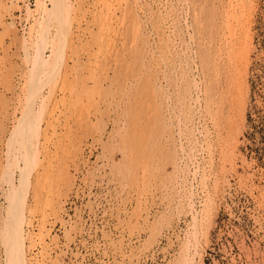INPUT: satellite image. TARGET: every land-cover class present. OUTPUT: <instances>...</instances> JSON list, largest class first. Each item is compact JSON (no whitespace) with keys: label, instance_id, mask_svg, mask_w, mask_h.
I'll return each instance as SVG.
<instances>
[{"label":"rangeland","instance_id":"obj_1","mask_svg":"<svg viewBox=\"0 0 264 264\" xmlns=\"http://www.w3.org/2000/svg\"><path fill=\"white\" fill-rule=\"evenodd\" d=\"M70 1L74 6L71 16L68 14L63 23L58 18L49 21L52 29L47 28L49 40L43 52L45 57H57L58 45L54 44L58 38L54 35L64 34L59 48L63 65L57 66L61 69L54 71L57 75L53 72L49 76L53 84L49 79L44 80L48 85L41 82L43 92L33 98L29 90L35 81L29 67L37 36L45 29L41 9L50 8V0H0V176L5 175L0 177V222L8 216L7 172L12 168L18 178L15 165L22 164L20 141L18 147L17 135L11 136V130L24 118L20 116H27L24 122L27 120L28 129L32 118L38 128H44L42 118H47L52 124L45 122L40 132L47 135L50 131L48 138L39 133L44 140L39 136L30 140L33 143L40 138L45 143L34 150L37 158L30 169L24 226L26 237L33 239H26L28 256L42 258L34 244L44 224L50 237L45 239L48 264H264V0ZM211 85L217 87L218 95L213 88L212 92L207 89ZM44 97L49 100L43 112L40 106L45 104L40 98ZM199 97L201 101L196 99ZM189 106L191 115L186 114ZM23 108L33 110L25 115ZM55 115L58 119L52 117ZM50 116L56 122L50 121ZM53 124L55 128H51ZM49 134L58 140L53 141ZM10 139L17 140L16 149ZM10 148L18 150L13 151L17 154L9 152ZM45 149L47 154L43 155ZM37 159L41 162L36 163ZM6 162L13 166L4 168ZM194 211L199 219L197 229L201 228L196 237L192 234ZM0 242V264H4ZM181 256H186L187 262Z\"/></svg>","mask_w":264,"mask_h":264},{"label":"bare ground","instance_id":"obj_2","mask_svg":"<svg viewBox=\"0 0 264 264\" xmlns=\"http://www.w3.org/2000/svg\"><path fill=\"white\" fill-rule=\"evenodd\" d=\"M4 1V0H3ZM109 1V0H108ZM140 1V0H139ZM239 1V0H238ZM17 2V1H16ZM42 2H43V0H42ZM47 2V1H46ZM46 2H44V3H46ZM121 2V1H120ZM131 2V1H130ZM138 2V1H137ZM149 2V1H148ZM165 2V1H164ZM50 4H51V7L49 8L48 7V9H46L45 10V8H44V6H43V4L41 5V6H43V8L41 9L42 11H41V15H40V19H44V22H41L40 21V19L38 18V20L42 23V26L44 27V25L43 24H45V29L43 30V31H41L40 32V34H38V36H37V38L39 39L38 40V43H37V47H36V51L33 53L34 55H32V58H31V67H29V69H31V71H32V73H33V81H35L34 83L33 82H29V83H33V86H31V88H32V91H31V89L29 90V92H31V94L30 93H28V94H30V95H33V98H35L34 96H36L37 94H39L40 93V91H42V90H40V89H42L41 87H42V84H41V82L42 83H44L45 85L47 84H49V82L48 81H46V83H45V81L44 80H48L49 79V81H50V79L51 78H49V76L55 71V70H57L58 68V72H59V70H61L60 69V67H57L58 65H59V63H61L62 64V62H60V60H61V56H59V55H62L61 54V52H63L62 51V49L61 50H59V48L60 47H62L63 46V42H64V38H65V35L64 34H62V35H57L56 33H54V34H56V35H54V36H57V38H58V40H56V42L57 43H55L54 41V45H58L57 46V48H56V50H55V52H57V57L55 56V59H54V56H52V54L50 55L51 56V58H52V62L49 60L50 58H47V55H48V57H50L49 56V54H47L46 55V57L44 56V48L46 47V43H47V40H49L48 39V32L49 31H47V28H50V29H52L50 26L48 27V25H49V21H51L52 19H54V18H58L59 20H62V23L65 21L64 19H66V17H67V15L69 14H71L70 12V9H72L73 10V4H72V1H70V0H50V2H49ZM135 3V2H134ZM18 4V3H17ZM37 4V3H36ZM139 4V3H138ZM150 4V3H149ZM153 4V3H152ZM171 4V3H170ZM240 4V3H239ZM248 4V3H247ZM75 5V4H74ZM111 5V4H110ZM173 5V4H172ZM175 5V4H174ZM45 6H46V4H45ZM72 6V7H71ZM101 6H102V4H101ZM134 6V5H133ZM222 6V5H221ZM71 7V8H70ZM155 7V6H154ZM4 8H5V6H4ZM14 8V7H13ZM39 8V7H38ZM115 8V7H114ZM143 8V7H142ZM152 8V7H151ZM157 8V7H156ZM106 9H107V7H106ZM181 9V8H180ZM230 9V8H229ZM232 9V8H231ZM29 10H30V7H29ZM36 10V9H35ZM157 10V9H156ZM155 10V11H156ZM165 10V9H164ZM173 10V9H172ZM70 11V12H69ZM148 11V10H147ZM182 11V10H181ZM228 11V10H227ZM166 12V11H165ZM168 12V11H167ZM166 12V13H167ZM3 13V12H2ZM26 13V12H25ZM80 13V12H79ZM141 13V12H140ZM181 13V12H180ZM8 14V13H7ZM103 14V13H102ZM101 14V15H102ZM159 14V13H158ZM164 14V13H163ZM169 14V13H168ZM13 15V14H12ZM68 15V16H69ZM113 15V14H112ZM186 15V14H185ZM71 16V15H70ZM3 17V16H2ZM28 17V16H27ZM30 17V16H29ZM1 18V17H0ZM70 17H68L67 19H69ZM42 19V20H43ZM55 19V20H56ZM167 19V18H166ZM38 20H36V21H38ZM64 20V21H63ZM72 20V19H71ZM100 20V19H99ZM154 20V19H153ZM68 21H70V20H68ZM102 21V20H101ZM51 22H53V21H51ZM72 22V21H71ZM164 22V21H163ZM175 22V21H174ZM230 22V21H229ZM1 23V22H0ZM10 23V22H9ZM38 24H40L39 22H37ZM69 23V22H68ZM140 23V22H139ZM144 23V22H143ZM146 23V22H145ZM160 23V22H159ZM219 23V22H218ZM37 24V25H38ZM52 24H54V23H52ZM51 23H50V25H52ZM71 24V23H70ZM69 24V25H70ZM76 24H77V22H76ZM121 24V23H120ZM164 24V23H163ZM232 24V23H231ZM0 25H2V24H0ZM57 25V26H56ZM62 25V24H61ZM61 25H59V26H61ZM69 25H67V26H69ZM228 25V24H227ZM226 25V26H227ZM41 26V25H40ZM39 25H38V27H40ZM55 26H56V28H55ZM55 26H54V30L56 31V29H57V31H58V23H57V21H56V24H55ZM63 26V25H62ZM66 25H65V27H67ZM92 26V25H91ZM103 26V25H102ZM136 26V25H135ZM230 26V25H229ZM70 27V26H69ZM69 27H67V30L68 31H70L69 29ZM72 27V26H71ZM158 27V26H157ZM40 29V28H39ZM42 29V28H41ZM61 29V28H60ZM59 29V31H62V29L60 30ZM148 29V28H147ZM226 29V28H225ZM67 30H66V32L65 33H67ZM235 30V29H234ZM56 31V32H57ZM82 31V30H81ZM136 31H137V29H136ZM142 31V30H141ZM156 31H157V29H156ZM165 31V30H164ZM171 31V30H170ZM148 32V31H147ZM144 33V32H143ZM162 33V32H161ZM246 33H247V31H246ZM50 34V33H49ZM107 34V33H106ZM228 34V33H227ZM23 35V34H22ZM145 35V34H144ZM211 34H209L208 36H210ZM34 36V35H33ZM167 36V35H166ZM170 36V35H169ZM188 36V35H187ZM207 36V37H208ZM212 36V35H211ZM229 36V35H228ZM234 36V35H233ZM67 37V36H66ZM135 37V36H134ZM70 38V37H69ZM137 38V37H136ZM136 38H134V39H136ZM165 38V37H164ZM211 37H209L208 39H210ZM246 38H247V36H246ZM25 39V38H24ZM133 39V40H134ZM188 39H190V38H188ZM214 39V38H213ZM232 39V38H231ZM28 40V39H27ZM52 40H54V39H52ZM52 40H50L51 41V44H52ZM149 40V39H148ZM159 40V39H158ZM37 41V40H36ZM75 41V40H74ZM211 40H209V42H210ZM26 42V41H25ZM66 42V41H65ZM206 42H208V41H206ZM236 42V41H235ZM234 42V43H235ZM35 43V44H36ZM101 43V42H100ZM133 43V42H132ZM192 43V42H191ZM220 43V42H219ZM122 45V44H121ZM228 45V44H227ZM230 45H231V43H230ZM65 46V45H64ZM173 46V45H172ZM234 46V45H233ZM163 47V46H162ZM209 47V46H208ZM51 48V47H50ZM65 48V47H64ZM169 48V47H168ZM205 48V47H204ZM204 48H202V49H204ZM231 48H232V46H231ZM244 48V47H243ZM26 49V48H25ZM210 49V48H209ZM209 49L207 50V51H209ZM235 49V48H234ZM64 50V49H63ZM169 50V49H168ZM231 50H233V49H231ZM23 51V50H22ZM181 51V50H180ZM206 51V52H207ZM28 52V51H27ZM44 52V53H43ZM174 52V51H173ZM176 52V51H175ZM202 52H205V50L204 51H201V54H202ZM228 52H229V50H228ZM240 52V51H239ZM50 53H52V52H50ZM186 53V52H185ZM150 54V53H149ZM188 54V53H187ZM200 54V55H201ZM207 54V53H206ZM189 55V54H188ZM195 55V54H194ZM214 55V54H213ZM228 55V54H227ZM203 56V55H202ZM208 56V55H207ZM210 56H211V54H210ZM221 56V55H220ZM242 56V55H241ZM59 57V58H58ZM156 57V56H155ZM196 57V56H195ZM200 57V59L199 60H201V56H199ZM212 57V56H211ZM231 57V56H230ZM28 58V57H27ZM56 58H58L59 60H57ZM187 58V57H186ZM204 58H205V54H204ZM204 58H202V59H204ZM209 58V57H208ZM118 59V58H117ZM172 59V58H171ZM175 59V58H174ZM185 59V58H184ZM192 59V58H191ZM195 59V58H194ZM211 58H209V60H210ZM220 59H222V58H220ZM220 59H219V61H220ZM224 59V58H223ZM76 60V59H75ZM190 60V59H189ZM188 60V61H189ZM198 60V61H199ZM205 60V59H204ZM206 60H207V58H206ZM231 60V59H230ZM240 60V59H239ZM27 61V60H26ZM30 61V60H29ZM175 61V60H174ZM208 61V60H207ZM219 61H218V63H219ZM224 61V60H223ZM228 61V60H227ZM227 61H225V62H227ZM51 62V63H50ZM145 62V61H144ZM181 62V61H180ZM203 62V61H202ZM201 62V63H202ZM213 62H214V60H213ZM199 63V62H198ZM210 63V62H209ZM216 63V62H215ZM230 63V62H229ZM85 64V63H84ZM171 64V63H170ZM226 64V63H225ZM225 64H224V66H225ZM63 65V64H62ZM174 65V64H173ZM177 65H179V64H177ZM181 65V64H180ZM212 65V64H211ZM211 65L209 64V66L211 67ZM228 65V64H227ZM238 65V64H237ZM187 66V65H186ZM200 66H202V64L200 65ZM218 66H219V64H218ZM232 66V65H231ZM153 67V66H152ZM164 67V66H163ZM179 67V66H178ZM208 67V66H207ZM207 67H204L206 70H210V68L209 69H207ZM214 66H212V68H213ZM229 67V66H228ZM227 67V68H228ZM238 67V66H237ZM160 68V67H159ZM203 68V67H202ZM225 68H226V66H225ZM231 68V67H230ZM162 69V68H161ZM232 69V68H231ZM1 70V69H0ZM149 70V69H148ZM188 70V69H187ZM216 70V69H215ZM219 71H221V69H218ZM222 70H224V67L222 68ZM149 71H151V69L149 70ZM175 71V70H174ZM194 71V70H193ZM204 71V70H203ZM210 71H212V70H210ZM209 71V73H211ZM188 72V71H187ZM190 72V71H189ZM205 72V71H204ZM207 72V71H206ZM215 72V71H214ZM4 73V72H3ZM29 73V72H28ZM43 73V74H42ZM55 74H56V72H54ZM213 73V72H212ZM216 73V72H215ZM215 73H213V74H215ZM224 73H227V71L225 72L224 71ZM243 73V72H242ZM55 74H53V75H55ZM139 74V73H138ZM149 74H151V73H149ZM165 74H166V72H165ZM185 74V73H184ZM207 74H208V72H207ZM222 74L223 73H221V77L220 78H222ZM40 75H42L41 77H40ZM57 75V74H56ZM156 74H154V76H155ZM171 75H172V73H171ZM210 75V74H209ZM208 75V76H209ZM215 75H217V74H215ZM151 76V75H150ZM205 76V75H204ZM207 76V77H208ZM214 76V75H213ZM24 77V76H23ZM28 77V76H27ZM158 77L159 76H157V79H158ZM166 77V76H165ZM164 77V78H165ZM192 77V76H191ZM209 77H211V76H209ZM215 77V76H214ZM226 77V76H225ZM9 78H11V77H9ZM44 78V79H43ZM150 78V77H149ZM160 78V77H159ZM186 79H187V76L185 77ZM235 78V77H234ZM6 79H8V78H6ZM24 79V78H23ZM41 79H43V80H41ZM53 79V78H52ZM161 79V78H160ZM170 79V78H169ZM192 79V78H191ZM190 79V80H191ZM204 79H207V78H204ZM212 79V78H211ZM214 79V78H213ZM217 79V78H216ZM226 79L227 78H224V80H225V82H226ZM2 81L4 80V79H1ZM9 80V79H8ZM30 81H31V79H29ZM151 80V79H150ZM189 80V79H188ZM187 80V81H188ZM209 80H210V78H209ZM208 80V81H209ZM228 80H229V78H228ZM58 81V80H57ZM159 81V80H158ZM201 81V80H200ZM205 81V80H204ZM216 81V80H215ZM51 82V81H50ZM95 82V81H94ZM106 82V81H105ZM130 82V81H129ZM201 82H203V79H202V81ZM214 81H212V83H213ZM218 82V81H217ZM219 82H220V80H219ZM223 82V81H222ZM27 83V82H26ZM52 83V82H51ZM96 83V82H95ZM193 83H195V82H193ZM197 83H198V81H197ZM53 84V83H52ZM155 84V83H154ZM157 84V83H156ZM188 84V83H187ZM189 84H190V82H189ZM191 84H192V81H191ZM201 84V83H200ZM205 84H206V81H205ZM205 84H202V85H205ZM210 84V83H209ZM221 84V83H220ZM219 84V85H220ZM226 84H228V83H226ZM230 84V83H229ZM30 85H32V84H30ZM84 85V84H83ZM94 84H92V86H93ZM102 85V84H101ZM218 85V86H219ZM241 85V84H240ZM54 86V85H53ZM90 86H91V84H90ZM90 86H89V88H90ZM114 86V85H113ZM155 86H157V85H155ZM162 86V85H161ZM169 86V85H168ZM187 86V85H186ZM195 86H198V85H196L195 84ZM206 86V85H205ZM205 86L202 88V89H204L205 88ZM45 87V86H44ZM43 87V88H44ZM102 87V86H101ZM154 87V86H153ZM159 87V86H158ZM193 87H194V85H193ZM213 87H214V85H213ZM212 87V85H211V87H208L207 86V89H209V88H211V92L215 89V88H213ZM49 88V87H48ZM81 88V87H80ZM84 88V87H83ZM157 88V87H156ZM188 88H190V85L188 86ZM198 88V87H197ZM212 88H213V90H212ZM220 88V87H219ZM218 88V89H219ZM29 89V88H28ZM51 89L54 91V89L52 88V86H51ZM82 89V88H81ZM85 89H86V87H85ZM91 89V88H90ZM155 89V88H154ZM206 89V88H205ZM216 89H217V87H216ZM215 89V90H216ZM52 90H49V91H52ZM87 90H88V88H87ZM157 90H159V89H157ZM199 90V89H198ZM201 90V89H200ZM199 90V91H200ZM214 90V91H215ZM4 91V90H3ZM28 91V90H27ZM107 91V90H106ZM105 91V92H106ZM112 91H113V89H112ZM120 92H121V90H119ZM204 91V90H203ZM210 91L208 92V91H206L207 92V95H209L210 94ZM231 90H229V92H230ZM43 92V91H42ZM86 92V91H85ZM114 92V91H113ZM137 92V91H136ZM165 92V91H164ZM205 92V93H206ZM217 91H215V93H216ZM66 93V92H65ZM81 93V92H80ZM84 93V92H83ZM88 93V92H87ZM110 93V92H109ZM119 93V92H118ZM185 93H186V91H185ZM189 93V96H190V92H188ZM204 93V92H203ZM205 93H204V95H205ZM223 93V92H222ZM51 94H52V92H51ZM135 94V96H136V93H134ZM148 94H150V93H148ZM161 94V93H160ZM163 94V93H162ZM166 94V93H165ZM164 94V95H165ZM168 94V93H167ZM192 94H193V92H192ZM219 94V93H218ZM217 93H216V95H218ZM225 94H227V92L225 93ZM224 94V95H225ZM231 94V93H230ZM3 95V94H2ZM26 95V94H25ZM40 95V94H39ZM86 95V94H85ZM138 95V94H137ZM177 95V94H176ZM184 95V94H183ZM202 95V94H201ZM212 95H213V93H212ZM222 95V94H221ZM224 95H222L223 97L222 98H226ZM228 95V94H227ZM38 96V95H37ZM37 96H36V98H37ZM46 96V95H45ZM91 96V95H90ZM115 96V95H114ZM193 96H195V95H193ZM197 96H199V95H197ZM196 96V97H197ZM210 96H211V94H210ZM209 96V98H212V97H210ZM214 96H215V94H214ZM31 97L32 96H30V97H27V98H29V99H31ZM47 97V96H46ZM50 97V96H49ZM76 97H78L77 95H76ZM140 97V96H139ZM169 97H170V95H169ZM205 96H203V98H204ZM227 97H229V96H227ZM230 97H231V95H230ZM233 97V96H232ZM45 98V97H44ZM44 98L42 99V98H40V100H41V103H43V104H45V106H42V104H41V108L43 109V112L44 111H47V110H45L44 108L46 107L47 108V103H48V100H49V98H45V99H47V101H45L44 100ZM75 98V97H74ZM73 98V99H74ZM79 98V97H78ZM92 98V97H91ZM127 98V97H126ZM157 98V97H156ZM184 98H186L185 96H184ZM187 98H188V96H187ZM194 98V97H193ZM213 98H215V97H213ZM218 98H219V96H218ZM222 98H221V100H222ZM5 99V98H4ZM38 99H39V97H38ZM77 99V98H76ZM88 99V98H87ZM132 99V98H131ZM130 99V100H131ZM142 99V98H141ZM167 99V98H166ZM189 99H191L192 100V97H190ZM188 99V100H189ZM197 100L199 99L200 101L202 100V98L200 99V97L199 98H196ZM230 99V98H229ZM33 100V99H32ZM31 100V103L32 102H35V101H32ZM44 100V101H43ZM75 100V99H74ZM81 100V99H80ZM118 100V99H117ZM171 100V99H170ZM176 100V99H175ZM182 100H184V99H182ZM203 100H205V99H203ZM212 100V99H211ZM219 100V99H218ZM226 100V99H225ZM64 101V100H63ZM103 101H104V99H103ZM111 101V100H110ZM119 101V100H118ZM125 101V100H124ZM129 100H127V102H128ZM173 101V100H172ZM180 101H181V99H180ZM194 101H195V99H194ZM206 101H208V102H211V101H209L208 99L206 100ZM224 101V100H223ZM26 102H27V100H26ZM47 102V103H46ZM69 102V101H68ZM106 102V101H105ZM104 102V103H105ZM157 102V101H156ZM184 102H186L185 100H184ZM187 102H190V101H187ZM186 102V103H187ZM226 102H227V100H226ZM231 102V101H230ZM28 103V102H27ZM36 103V102H35ZM72 103V102H71ZM119 103V102H118ZM117 103V104H118ZM167 103V102H166ZM174 103V102H173ZM177 103V102H176ZM200 103H202V102H200ZM199 103V104H200ZM207 103V102H206ZM215 103H218V102H216L215 101ZM224 103V102H223ZM4 104V103H3ZM29 104H30V102H29ZM33 104V103H32ZM38 104V103H37ZM62 104V103H61ZM190 104V103H189ZM188 104V105H189ZM211 104V103H210ZM212 104H214V103H212ZM226 104V103H225ZM231 104V103H230ZM27 105V104H26ZM35 105V104H34ZM33 105V106H34ZM39 105H40V103H39ZM57 105V104H56ZM106 105H107V103H106ZM114 105V104H113ZM115 105H116V102H115ZM147 105H148V103H147ZM178 105V104H177ZM198 105V104H197ZM203 105V104H202ZM216 105H218V104H216ZM215 105V106H216ZM220 105V104H219ZM28 106V105H27ZM26 106V107H27ZM36 106H38V105H36ZM118 106V105H117ZM117 106L115 107L116 109H117ZM163 106V105H162ZM184 106V105H183ZM192 106V105H191ZM204 106V105H203ZM202 106V107H203ZM31 107V106H30ZM39 107V106H38ZM39 107V108H40ZM44 107V108H43ZM48 107H49V105H48ZM55 107V109H56V107L57 106H54ZM123 107V106H122ZM160 107V106H159ZM179 107V106H178ZM187 107V106H186ZM199 107V106H198ZM201 107V106H200ZM224 107V106H223ZM61 108V107H60ZM124 108V107H123ZM162 108V107H161ZM181 107H179L178 109H180ZM189 108H190V106L187 108L188 109V111L186 112V114H190L191 115V113H188L189 112ZM204 108V107H203ZM210 107H208V108H206V109H209ZM211 108H212V106H211ZM217 108V107H216ZM219 109H220V107H218ZM218 108H217V110H218ZM221 108H222V106H221ZM24 110V112L25 113H23V114H27L29 111H31V110H33V109H30V108H27L26 109V111H25V108H23ZM38 108L36 107L35 108V110H37ZM59 109V108H58ZM62 109V108H61ZM109 109V108H108ZM168 109V108H167ZM173 109V108H172ZM205 109V108H204ZM203 109V110H204ZM213 109H214V106H213ZM224 109V108H223ZM34 110V111H35ZM180 110H182V109H180ZM195 110V109H194ZM210 110V109H209ZM222 110V109H221ZM33 111V112H34ZM54 111V110H53ZM117 111V110H116ZM169 111V110H168ZM192 111V110H191ZM197 111V110H196ZM208 111V110H207ZM211 111V110H210ZM215 111H216V109H215ZM215 111H213L214 113H216ZM223 111V110H222ZM4 112V111H3ZM38 112V111H37ZM40 112V111H39ZM38 112V113H39ZM43 112L41 113V114H43ZM55 112V111H54ZM120 112V111H119ZM118 112V113H119ZM165 112V111H164ZM199 112V111H198ZM219 112V111H218ZM218 112H217V114H218ZM227 112V111H226ZM29 113H31V112H29ZM70 113V112H69ZM126 113V112H125ZM168 113V112H167ZM179 113V112H178ZM196 113V112H195ZM203 113H205V112H203ZM214 113H213V115H214ZM228 113H229V111H228ZM55 114V113H54ZM175 114V113H174ZM185 114V113H184ZM198 114V113H197ZM206 114V113H205ZM210 112H209V117H210ZM225 114V113H224ZM224 114H222L223 116H224ZM31 115V114H30ZM33 115V114H32ZM35 115H36V117H37V114L35 113ZM40 115V114H39ZM38 115V116H39ZM119 115V114H118ZM181 115V114H180ZM193 115V114H192ZM199 115H200V113H199ZM202 115V114H201ZM216 115V114H215ZM221 115V116H222ZM44 116H47V115H44ZM57 116H59V114L57 115ZM57 116L55 115V116H52V117H55V118H57ZM165 116V115H164ZM163 116V117H164ZM179 116V115H178ZM185 116V115H184ZM204 116H206V115H204ZM223 116H222V118H223ZM21 117V119H22V117H24L22 120H18V124H15V125H17V127L15 128V126L13 127V128H15V129H12L11 130V128H10V130L12 131V133H11V136L12 135H17V136H15V137H17V140H18V143H16V141L17 140H15V142H14V140H11L12 138H14V136L10 139L11 141V143L13 144H11L12 146H13V148H17V145H18V147H19V141H20V148H21V151L19 150V153H20V156H18V157H20L21 159H22V164H20V165H18V164H14L16 167V169L13 167V169H15V170H17L18 171V174H16V175H18V178L13 174L15 171L14 170H12V168L10 169V170H8V174H7V179H6V182H4L3 180V182L7 185V183H8V190H7V187H6V190H7V192H6V195H5V197L7 198H5L7 201H6V204H7V206H5V208H6V210H7V212L6 211H3L4 213L6 212L7 214H8V216H6L7 218H5L4 217V219H5V221H3L2 220V227H0L1 229V231H0V241H2V244H3V246H4V250L3 251H5V259H4V264H48L47 262H49V261H47V259L45 258V255H46V252H48L49 253V250L48 251H46L47 250V245H46V237H49V234H48V232H47V230L45 229V225L43 224V225H41V227H40V230H39V235H38V239H37V241H34V242H37L36 244H34V245H37L38 246V252L37 253H39L40 255H41V259H40V257L38 256V254H34L33 256H28L27 254H26V252H28L27 251V249L29 248L28 246H27V248H26V244H27V240L26 239H28L27 237H26V234L24 233V226L26 225V223H27V220L25 219V208H26V199H27V193H28V191L27 190H29L28 188V185H29V183H30V181H29V177H32L31 176V174H30V172H32V171H30V169H31V167L33 166L32 164H33V162H34V160H35V158H37V157H35L36 155H34V154H36L35 152H34V150H36V148L38 147L37 145H39V147L38 148H40V146H41V144L43 145V143H45V141H40V138L41 139H43V137H41L42 135H44L45 133H41V132H43V131H41L40 132V130L41 129H45V124L47 123L46 122V119L44 120V118H42V120L43 121H45L44 122V125H43V127L44 128H38V125H36V123L33 121V118L31 119L32 121H30L29 120V122L31 123L30 124V129H28V128H26V127H28V124L26 123L27 122V120H26V122H24V120H25V117H27V116H20ZM20 117H18V119L20 118ZM31 117H33V116H31ZM48 117V116H47ZM51 116H50V119L52 118ZM60 117V116H59ZM162 117V116H161ZM169 117V116H168ZM187 117V116H186ZM185 117V118H186ZM191 118H192V116H190ZM190 117H187L188 119L190 118ZM201 117V116H200ZM199 117V118H200ZM207 117V116H206ZM216 117H218V115L216 116ZM215 117V118H216ZM220 117V116H219ZM218 117V118H219ZM55 118H52L53 119V122L55 121L56 122V120H55ZM171 118V117H170ZM182 118V117H181ZM198 118V117H197ZM214 118V117H213ZM212 118V119H213ZM215 118H214V120H215ZM218 118H216V119H218ZM226 118V117H225ZM229 118V117H228ZM27 119V118H26ZM49 119V118H48ZM49 119V120H50ZM52 119L50 120V121H52ZM58 119V118H57ZM100 119V118H99ZM121 119V118H120ZM168 119V118H167ZM208 119V118H207ZM210 119V118H209ZM219 119H221V117L219 118ZM236 119V118H235ZM61 120V119H60ZM118 120V119H117ZM122 120V119H121ZM125 120V119H124ZM164 120V119H163ZM204 120V119H203ZM206 120V119H205ZM211 120V119H210ZM41 121V120H40ZM157 121V120H156ZM165 121V120H164ZM172 121V120H171ZM190 121H192V119L190 120ZM189 121V122H190ZM208 121V120H207ZM213 121V120H212ZM97 122V121H96ZM194 122V121H193ZM192 122V123H193ZM205 122V121H204ZM215 122V121H214ZM16 123V122H15ZM38 123H40V122H38ZM42 123V122H41ZM113 123V122H112ZM145 123V122H144ZM165 123V122H164ZM13 124V123H12ZM52 124V122L50 123V124H48L47 123V125H51ZM56 124V123H55ZM55 124H53L52 125V127L51 128H55ZM60 124V123H59ZM115 124V123H114ZM140 124V123H139ZM163 124V123H162ZM185 124H187V123H185ZM218 124H220V122L219 123H217V126H218ZM56 125H58V124H56ZM64 125H65V123H64ZM63 125V128H65V126ZM122 125H124V123L122 124ZM165 125V124H164ZM167 125V124H166ZM189 125V124H188ZM214 125V124H213ZM215 125H216V123H215ZM230 125V124H229ZM59 126V125H58ZM162 126V125H161ZM185 126V125H184ZM183 126V127H184ZM187 126V125H186ZM197 126V125H196ZM220 126V125H219ZM114 127V126H113ZM121 127V126H120ZM124 127V126H123ZM167 127V126H166ZM192 127V126H191ZM193 128H194V126H193ZM192 128V129H193ZM203 128V127H202ZM224 128V127H223ZM59 129H61V128H59ZM118 129V128H117ZM124 129V128H123ZM191 129V130H192ZM196 129V128H195ZM201 129V128H200ZM207 129V128H206ZM9 130V131H10ZM46 130H47V127H46ZM51 130V129H50ZM56 130V129H55ZM64 130V129H63ZM182 130H184V129H182ZM186 130V129H185ZM215 130H216V128H215ZM219 130H221V127H220V129ZM53 131V130H52ZM65 131V130H64ZM115 131V130H114ZM125 131V130H124ZM123 131V132H124ZM46 132V131H45ZM50 132V131H49ZM48 132V133H49ZM59 132V131H58ZM108 133H109V130L107 131ZM164 132V131H163ZM192 132V131H191ZM205 133H207L206 131H204ZM230 132V131H229ZM10 133V132H9ZM39 133H41L40 134V136H39ZM47 133V132H46ZM48 133H47V135H48ZM53 133H54V131H53ZM56 133V132H55ZM54 133V134H55ZM119 133H121V132H118V134L117 135H119ZM186 133V132H185ZM188 133V132H187ZM196 133V132H195ZM59 134V133H58ZM62 133H60V135H61ZM165 134V133H164ZM177 134V133H176ZM180 134H182V132H180ZM183 134H184V131H183ZM182 134V135H183ZM208 134V133H207ZM206 134V135H207ZM213 134V133H212ZM220 134V133H219ZM46 135V134H45ZM46 135V136H47ZM59 135V136H60ZM121 135V134H120ZM126 135V134H125ZM174 135V134H173ZM191 135H193V134H191ZM221 135V134H220ZM227 135V134H226ZM10 136V135H9ZM32 136H33V139L36 137V138H38V136L40 137L39 139H35V141H33V143H32V141H30L31 139H32ZM45 136V137H46ZM49 136H50V134H49ZM52 136V135H51ZM50 136V137H51ZM58 136V137H59ZM164 136V135H163ZM187 136V135H186ZM186 136H182V137H186ZM189 136V135H188ZM187 136V137H188ZM205 136V135H204ZM19 137V138H18ZM50 137H49V139H50ZM53 137V136H52ZM52 137H51V139H52ZM119 137V136H118ZM187 137H186V139H187ZM190 137V136H189ZM207 137H209L208 135H207ZM46 138H48V136L46 137ZM109 138H110V136H109ZM115 138V137H114ZM117 138V137H116ZM210 138V137H209ZM224 138V137H223ZM45 139V138H44ZM43 139V140H44ZM113 139V138H112ZM200 139V138H199ZM207 139V138H206ZM225 139V138H224ZM223 139V140H224ZM53 140V139H52ZM55 141L56 140H58V139H54ZM53 140V141H54ZM175 140V139H174ZM182 140V139H181ZM188 140V139H187ZM196 140V139H195ZM203 140H204V138H203ZM5 141H6V139H5ZM47 141V140H46ZM49 141V140H48ZM48 141H47V144H48ZM125 141V140H124ZM191 141V140H190ZM189 141V145H190V142ZM197 141V140H196ZM217 141V140H216ZM227 141V140H226ZM10 142H9V145H10ZM111 142V141H110ZM109 142V143H110ZM120 142V141H119ZM172 142H174V141H172ZM194 143H195V141H193ZM14 143H16L15 145H16V147H14ZM112 143V142H111ZM187 143H188V141H187ZM210 143V142H209ZM114 144H115V142H114ZM121 144H122V142H121ZM173 144V143H172ZM180 144V143H179ZM223 144V143H222ZM3 145H5V144H3ZM49 145H50V142H49ZM149 145V144H148ZM168 145V144H167ZM188 145V144H187ZM186 145V146H187ZM193 146H195L194 144H192ZM191 145V146H192ZM6 146H8L7 145V143H6ZM44 146H45V144H44ZM61 146V145H60ZM114 146V145H113ZM150 146V145H149ZM179 146V145H178ZM202 146V145H201ZM209 146H211V145H209ZM219 146V145H218ZM223 146V145H222ZM10 147V146H9ZM50 147H51V145H50ZM106 147V146H105ZM112 147V146H111ZM110 147V148H111ZM221 147V146H220ZM7 148V147H6ZM19 148V149H20ZM42 148V147H41ZM40 148V149H41ZM45 148V147H44ZM58 148V147H57ZM193 148V147H192ZM196 148V147H195ZM195 148H194V150H195ZM228 148V147H227ZM12 148H10V149H8V151L9 150H11ZM14 149V150H15ZM40 149H39V151H40ZM46 149H48V147H46ZM46 149H45V151H46ZM49 149H52V148H49ZM109 149V148H108ZM197 149V148H196ZM207 149V148H206ZM209 149V148H208ZM219 149H222V148H219ZM14 150H11V151H9V152H13ZM56 150V149H55ZM114 150V149H113ZM118 150V149H117ZM191 150V149H190ZM193 150V151H194ZM16 151V150H15ZM50 151V150H49ZM54 151V150H53ZM108 151H110V149L108 150ZM112 151V150H111ZM110 151V152H111ZM6 152V151H5ZM16 152H18V150L16 151ZM41 152H42V150H41ZM44 152V151H43ZM51 152V151H50ZM118 152H119V150H118ZM130 152V151H129ZM219 152H221V151H219ZM8 153V152H7ZM6 153V154H7ZM14 153V152H13ZM12 153V154H13ZM18 153V154H19ZM56 153V152H55ZM126 153V152H125ZM11 154V155H12ZM17 153H14L13 155H16ZM38 155H39V152L37 153ZM41 154V153H40ZM46 155L47 154V151L45 152V153H43V155ZM52 154V153H51ZM51 154H49L48 155V157L51 155ZM108 154H110V153H108ZM121 154V153H120ZM124 154V153H123ZM185 154V153H184ZM190 154V153H189ZM192 154V153H191ZM219 154V153H218ZM10 155V154H9ZM8 155V156H9ZM11 155H10V157H11ZM37 155V156H38ZM42 155V156H43ZM7 156V155H6ZM128 156V155H127ZM169 156V155H168ZM172 156V155H171ZM175 156V155H174ZM14 157H16V156H14ZM44 157L45 156H43V159L42 160H44ZM188 157V156H187ZM194 157H196V156H194ZM13 158V157H12ZM11 158V159H12ZM20 158H19V160H18V158L16 159L17 161H21L20 160ZM46 158V157H45ZM124 158H125V156H124ZM168 158V157H167ZM10 159V158H9ZM10 159V161H11V163L13 164L14 163V161L13 160H11ZM40 159V158H39ZM48 159V158H47ZM50 159V158H49ZM121 159V158H120ZM177 159V158H176ZM187 159H189V158H187ZM6 160H8V158H6ZM5 160V161H6ZM174 160V159H173ZM189 160H191V158L189 159ZM193 160H194V158H193ZM9 161V162H10ZM13 161V162H12ZM16 161V162H17ZM170 161V160H169ZM172 161V160H171ZM195 161V160H194ZM15 162V163H16ZM37 162H39V160L37 159V161H36V163ZM40 162H41V160H40ZM39 162V163H40ZM45 162V161H44ZM174 162V161H173ZM193 162V161H192ZM191 162V163H192ZM7 163V162H6ZM4 163L5 164V166L6 167H4V168H7V166H9V163ZM122 163V162H121ZM11 164V165H12ZM124 164V163H123ZM187 164V163H186ZM203 164V163H202ZM11 165L9 166V167H11ZM36 164H34V166H35ZM41 165H43V164H40V167L42 168V166ZM51 165V164H50ZM172 165V164H171ZM1 166V165H0ZM13 166V165H12ZM45 166H47V165H45ZM112 166V165H111ZM129 166V165H128ZM113 167V166H112ZM125 167V166H124ZM187 167V166H186ZM1 168V167H0ZM35 167H33V169H34ZM180 168V167H179ZM194 168V167H193ZM198 168V167H197ZM196 168V169H197ZM38 169H39V167H38ZM113 169V168H112ZM126 169V168H125ZM195 169V170H196ZM5 170V169H4ZM43 170H45V168H43ZM116 171H117V169H115ZM128 170H129V168H128ZM182 170V169H181ZM194 170V171H195ZM7 171V170H6ZM37 171H39V170H37ZM40 171L42 172V170L40 169ZM40 171H39V173H40ZM132 171V170H131ZM145 171V170H144ZM44 172V171H43ZM119 172H121V171H119ZM126 172H127V170H126ZM196 172V171H195ZM3 173V172H2ZM6 172L4 171V173L3 174H5ZM123 173H124V169H123ZM36 174V173H35ZM116 174V173H115ZM117 174H118V172H117ZM131 174V173H130ZM130 174H128V175H130ZM38 174H36V176H37ZM120 175V174H119ZM166 175V174H165ZM5 175H3V176H0V177H4ZM132 176V175H131ZM15 178H17L16 180H18L17 182H18V184H17V182L15 183V181H14V179ZM117 178V177H116ZM2 179H5V178H2ZM121 179V178H120ZM1 180V179H0ZM36 180H38V178L36 177ZM40 180V179H39ZM169 180V179H168ZM183 180V179H182ZM1 181V182H2ZM127 181V180H126ZM189 181V180H188ZM2 182V183H3ZM1 183V184H2ZM37 184H39L40 185V183H41V181L38 183V181L36 182ZM126 183V182H125ZM37 184H36V186H37ZM183 184H184V182H183ZM31 186V185H30ZM35 186V185H34ZM181 187H182V184H181ZM31 188V187H30ZM34 188V187H33ZM183 188H186V187H183ZM35 189V188H34ZM5 190V191H6ZM37 190V189H36ZM34 192H36L35 190H34ZM33 193V192H32ZM30 194V193H29ZM36 193H34V195H35ZM184 194H186V193H184ZM34 195H32L33 197H35ZM3 196V195H2ZM185 196V195H184ZM188 197H190V196H187L186 195V197L185 198H188ZM34 199V198H33ZM178 199V198H177ZM207 199V198H206ZM36 200V199H35ZM28 201V200H27ZM188 201V200H187ZM6 204H4V205H6ZM28 206V205H27ZM46 208V207H45ZM44 208V209H45ZM141 208V207H140ZM180 208V207H179ZM190 208H192V207H190ZM54 209V208H53ZM139 209V208H138ZM142 209H144V208H142ZM147 209V208H146ZM5 210V209H4ZM194 210V209H193ZM200 210V209H199ZM64 211V210H63ZM190 211V210H189ZM42 213V212H41ZM190 213H191V211H190ZM197 213V212H196ZM196 213H195V211L192 213V218H193V220H191L192 221V223H193V237H196V235H197V233H198V229H197V221L199 220H197V216H196ZM51 215V214H50ZM191 215V214H190ZM206 215V214H205ZM41 216V215H40ZM208 216V215H207ZM42 218H43V216H42ZM56 218V217H55ZM1 219H2V217H1ZM44 219V218H43ZM190 219H191V217H190ZM203 219L204 218H202L201 219V221H202V223H203ZM208 220V219H207ZM206 222V221H205ZM41 223V222H40ZM42 223H44V222H42ZM41 223V224H42ZM48 223V222H47ZM199 223V222H198ZM207 223V222H206ZM201 225V224H200ZM204 225V224H203ZM47 226V225H46ZM39 227V226H38ZM191 227V226H190ZM192 228V227H191ZM51 229V228H50ZM189 229V228H188ZM201 229V228H200ZM199 229V230H200ZM27 230H28V228H27ZM49 230V229H48ZM205 230H203V232H204ZM187 232V231H186ZM27 233V232H26ZM51 233V232H50ZM191 233V232H190ZM29 235H28V237L30 236V233H28ZM186 234V233H185ZM188 234V233H187ZM200 235H201V231H200ZM206 235V234H205ZM190 236V235H189ZM202 237V236H201ZM50 238V237H49ZM52 238V237H51ZM191 238H192V236H191ZM200 238V237H199ZM205 238H206V236H205ZM54 239V238H53ZM52 239V240H53ZM29 240V239H28ZM33 240V239H32ZM32 240H29V241H32ZM194 240V239H193ZM183 241V240H182ZM34 242H32V243H34ZM184 242H186V241H184ZM187 242H188V240H187ZM1 243V242H0ZM29 243V242H28ZM31 243V244H32ZM50 243V242H49ZM40 244V245H39ZM48 244V243H47ZM33 244H32V246H34ZM185 245V244H184ZM30 246V245H29ZM49 246V245H48ZM196 247V246H195ZM33 248V247H32ZM186 248V247H185ZM50 249V248H49ZM188 249V248H187ZM190 249V248H189ZM37 250V249H36ZM182 250V252H183V249H181ZM195 250V249H194ZM30 251V250H29ZM54 251V250H53ZM116 251V250H115ZM186 252H187V250H186ZM35 253H36V251H35ZM47 253V254H48ZM106 253V252H105ZM180 253V252H179ZM181 254V253H180ZM179 254V255H180ZM50 255V254H49ZM124 255V254H123ZM125 256V255H124ZM51 257V256H50ZM182 257V256H181ZM185 257V261L187 262V259H186V256H184ZM184 257H182V259H183V261H184ZM193 257V256H192ZM49 259V258H48ZM51 259V258H50ZM191 259V258H190ZM181 260V259H180ZM179 260V261H180ZM188 261H189V259H188ZM191 261H193V260H191ZM200 261V260H199ZM172 262V261H171ZM173 262H175V261H173ZM178 262V261H177ZM176 262V263H177ZM51 263V262H50ZM169 263V262H168ZM172 264V263H171ZM180 264H182V263H180ZM183 264H193L192 262L190 263V262H187V263H183Z\"/></svg>","mask_w":264,"mask_h":264}]
</instances>
